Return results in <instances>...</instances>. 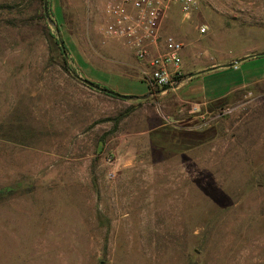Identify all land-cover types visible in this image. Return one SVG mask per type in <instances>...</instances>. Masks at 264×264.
Wrapping results in <instances>:
<instances>
[{
    "label": "rangeland",
    "instance_id": "rangeland-1",
    "mask_svg": "<svg viewBox=\"0 0 264 264\" xmlns=\"http://www.w3.org/2000/svg\"><path fill=\"white\" fill-rule=\"evenodd\" d=\"M47 1L58 25L44 0H0V264H264V55L188 80V99L255 81L202 109L121 67L134 56L102 33L105 0ZM165 23L200 50L190 70L264 50V0L173 5ZM198 115V144L150 137Z\"/></svg>",
    "mask_w": 264,
    "mask_h": 264
},
{
    "label": "built area",
    "instance_id": "built-area-1",
    "mask_svg": "<svg viewBox=\"0 0 264 264\" xmlns=\"http://www.w3.org/2000/svg\"><path fill=\"white\" fill-rule=\"evenodd\" d=\"M201 0H105L102 33L122 41L135 59L143 61L149 90L163 89L182 77L183 42L164 32L173 5L188 18ZM206 31L205 25L199 32Z\"/></svg>",
    "mask_w": 264,
    "mask_h": 264
},
{
    "label": "crops",
    "instance_id": "crops-1",
    "mask_svg": "<svg viewBox=\"0 0 264 264\" xmlns=\"http://www.w3.org/2000/svg\"><path fill=\"white\" fill-rule=\"evenodd\" d=\"M203 25V24H202ZM205 25V24H204ZM168 25L165 23L164 26V32L168 33V31H171V28L167 27ZM199 29V27H198ZM173 31V30H172ZM207 32V29L206 31ZM204 32V33H205ZM175 35L179 38L177 39H181V41L183 42L184 46L181 50V58H182V77L178 80H176L175 82L171 83L170 85H168L167 87L163 88V89H158L156 90L154 93L158 94V95H164V94H172L174 95L176 98V101L181 102L183 104H188V105H198L199 107H201L202 109L207 106V104L213 103V104H218V101L223 100L228 94H230L234 89L239 88V87H243L245 85H248L250 83H253L251 81H248L245 79V81L235 84V85H231V89H227L224 93L219 94L216 93L214 87H212V85H209V88H207V86L202 85V88H200L197 92V96L195 98H184L182 94H180V91L183 90L182 88L186 86V83L188 80H192L194 78H198V77H204L210 73H216L218 72V70L220 69H224V68H228V67H233L235 69L239 68V64L240 62H237L235 65L233 66H226V64L231 63L236 61L237 59L243 58L245 56L248 55H252L258 52H262L264 50H259V47L261 46H257L256 48H254V51L250 53H245L242 54L240 56L237 57H232V58H222V56L218 57L216 56L213 59H208V61H202V63H200V65H194L193 69L190 70L188 69V65L186 63L187 59L189 58L193 63L196 62V55L197 53L199 54L200 50L197 52L196 50H193V47L190 46L192 41H190L189 43H187V33L185 32V28L183 30H180L179 32L176 31L174 32ZM188 47V48H187ZM243 61V60H242ZM120 63L122 64L121 67H124V69H128V72L130 73H136V74H143L142 70L144 68L145 63L143 61H139L137 59H133L132 61L126 60ZM238 64V65H237ZM144 65V66H143ZM197 66V67H196ZM128 74V73H127ZM143 79V77L141 78ZM211 83V82H210ZM217 87V86H216ZM208 94H214L211 96H208ZM179 115V114H178ZM202 119H204L203 116H193V117H180L179 120H183L186 122V124L190 123L193 128H188L185 127L184 129H179L178 127H174L172 128V130L168 135H163L162 133V129H164V127H160L156 130H152L150 132V137L151 139H156L157 144H164L161 146V148L164 147H171L172 149H177L178 150H184L187 149L189 147H191L194 144H198L202 141H204L209 133L207 131H199V129L195 128L196 126L200 125V122L202 121ZM178 120V119H177ZM176 120V121H177ZM182 122V121H180ZM183 124V125H186ZM156 131H158V133H156ZM176 132V134L181 133V138L177 140L175 139H171V133ZM183 133H193L194 134V138L192 139V141H190L189 136L190 135H186L185 139H184V134ZM155 145V144H153ZM160 147V146H159Z\"/></svg>",
    "mask_w": 264,
    "mask_h": 264
},
{
    "label": "water",
    "instance_id": "water-1",
    "mask_svg": "<svg viewBox=\"0 0 264 264\" xmlns=\"http://www.w3.org/2000/svg\"><path fill=\"white\" fill-rule=\"evenodd\" d=\"M43 10H44V14H45V17L47 18V20L49 22H51L52 24H55L54 20L49 16L48 14V9H47V0H44V4H43ZM59 40V44L64 52V54H66L65 52V48H64V44H63V41L61 38H58ZM261 55H264V51L262 52H258V53H255V54H252V55H248V56H245L243 58H240V59H237L236 61L234 62H231V63H228L226 64V66H233L235 65L237 62H240L242 60H245L247 58H249L250 56H261ZM79 79L85 83L86 85H88L89 87L91 88H94V89H97L99 91H102L104 93H107L109 95H112V96H115V97H119V98H122V99H142V98H145L147 97L149 94H145V95H141V96H135V95H126V94H120L116 91H113V90H110V89H107V88H104L102 86H99L97 84H95L94 82L86 79V78H80Z\"/></svg>",
    "mask_w": 264,
    "mask_h": 264
},
{
    "label": "trees",
    "instance_id": "trees-1",
    "mask_svg": "<svg viewBox=\"0 0 264 264\" xmlns=\"http://www.w3.org/2000/svg\"><path fill=\"white\" fill-rule=\"evenodd\" d=\"M47 9H48V12H49V10L51 11V6H50V3H48V1H47ZM54 22H55V25H58L57 24V21H56V19H54ZM58 27V26H57ZM65 52H66V54H64V52H63V50H61L60 48H59V54L61 55V58L64 60V61H66L67 60V57H66V55H67V47H66V49H65ZM63 65H65V64H63ZM66 68V67H65ZM98 85V84H97ZM100 86V85H99ZM103 87V86H102ZM105 88V87H104ZM151 91L152 90H149L148 89V91H147V93H151ZM153 91H155V90H153ZM152 91V92H153ZM109 95V94H108ZM131 111V109H129V110H127L126 112H125V114L124 115H126L127 113H129ZM117 121H118V118H117ZM171 131H174V130H172V127L171 126H167V127H164V129H162V133H163V135H168ZM156 133H158V131H156ZM184 134V139H185V137H186V135H190L189 136V139H190V141H192V139L194 138V134L193 133H183ZM171 139H175V140H177L178 141V139H180L181 138V133H178V134H176V132H173V133H171ZM8 190V189H7ZM1 192V191H0Z\"/></svg>",
    "mask_w": 264,
    "mask_h": 264
}]
</instances>
